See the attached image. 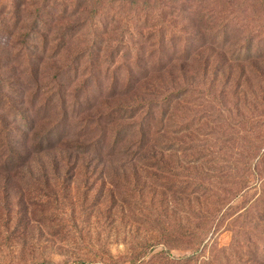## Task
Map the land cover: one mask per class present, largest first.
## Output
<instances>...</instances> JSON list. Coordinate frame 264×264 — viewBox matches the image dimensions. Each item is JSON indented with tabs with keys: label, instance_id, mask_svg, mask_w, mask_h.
<instances>
[{
	"label": "trees",
	"instance_id": "obj_1",
	"mask_svg": "<svg viewBox=\"0 0 264 264\" xmlns=\"http://www.w3.org/2000/svg\"><path fill=\"white\" fill-rule=\"evenodd\" d=\"M206 1L0 3V33L8 38L7 50L1 45L0 50L11 66L7 71L0 69V79L8 75L21 88L32 79L39 86L42 62L48 68L54 62L55 33L71 46L64 55L66 61L56 59L69 69L70 86L87 75L88 69L83 70L87 63L112 69L119 62L135 60L137 70H142L137 74L127 70V78L114 80L116 88L108 98L101 94L89 101L86 114L97 110L102 128L100 135H89L92 140L83 147L63 144V133L56 138L51 133L40 136L34 119L28 131L38 144L34 149L27 145L30 135L17 142L11 135L0 146V178L18 173L41 177L49 190L51 181L63 176L83 178V202L77 210L83 227L76 229L73 239L83 255H66L61 264H264V0H237L243 2L237 17L224 8V17L198 20L203 42L182 51L172 47L179 61L178 55L170 59L166 53L165 63L148 65L150 55L145 69L139 66L140 57L157 37L153 29L157 25H149L150 21L164 20L162 25L168 29L184 20L192 24L198 6ZM141 12L145 19L137 29ZM100 15L106 29L99 36L91 28ZM212 41L225 48L234 46L233 53H228L231 58L224 57L219 68L213 67L211 50L202 53ZM241 42L246 48L240 47ZM14 50L19 54L14 55ZM29 53L38 60L34 70ZM25 58L28 68L17 65ZM176 61L184 64L182 71L174 66ZM88 83L83 82V91ZM202 95L207 104L201 103ZM201 106L203 115L197 119ZM109 166L117 170L108 171ZM111 173L123 176L116 178L124 182L117 183V191L97 192L96 186L91 187L94 177L102 180ZM20 192L22 197L30 196ZM94 196V207L99 209L93 211L89 202ZM49 200L46 206L51 207L37 205L42 217L33 230L68 249L64 242L73 238L76 217L75 211L64 216L63 207L74 205L65 194L60 198L52 192ZM9 204L0 211L6 212ZM228 220L225 231L233 232L231 244L221 247L215 239L210 247L209 241ZM6 234L10 247L31 250L32 257L40 249L38 237L20 224ZM111 246H123V250L115 255ZM179 251L187 255H172Z\"/></svg>",
	"mask_w": 264,
	"mask_h": 264
},
{
	"label": "rangeland",
	"instance_id": "obj_2",
	"mask_svg": "<svg viewBox=\"0 0 264 264\" xmlns=\"http://www.w3.org/2000/svg\"><path fill=\"white\" fill-rule=\"evenodd\" d=\"M3 2L4 0H0L1 4ZM211 2H214L213 6L210 5ZM9 5L12 4L9 2ZM240 5H243V2L237 0H207L204 4L198 6V17L195 21H192V24L184 20L176 27L170 29L162 25L164 20L156 19L154 22L150 21L149 25L152 26L153 23L154 25H157L153 28L157 37H155L153 42L147 46L146 53L140 57L139 66L145 69L146 65L144 62H148L150 55L151 60L148 65L157 66L162 60L163 63H165L167 61V58L165 57L166 53L168 57L170 56V59L175 57V55H178L177 61H179L178 59L180 58V55L177 54L176 51H182L192 43H195V45L200 43L201 34L198 32L196 25L198 20L201 21L202 18H205L213 22L212 16L224 17L221 12L224 8L228 9L226 11H233V16L237 17ZM243 8L244 7H242L240 11H243ZM154 15L156 14H153V16ZM144 19L145 13L141 12L136 18L135 26L137 29L140 28ZM103 20V16H98L94 21L95 26L91 28V30H95L99 36L103 33V29H106V25H103ZM231 23L236 24V19L232 18ZM129 26H131L130 23ZM235 30L236 27L233 28V31ZM213 31L215 30H209V33ZM52 39L54 40V46L52 48L54 50L52 53L54 62L57 57L60 61H66L64 55L67 56L69 54L67 50L71 47L70 43L68 40L64 43V40L60 39V34L58 33L52 35ZM209 39H211V37ZM164 40L166 41V44H164ZM212 42L214 44L210 43L208 49L202 50V53H205V51L210 52L211 50L214 55L212 60V63H214L213 67L219 68L224 65H222V59L224 57L227 59L231 58V55H228V53H231V50L233 53L234 46L225 48V45L221 46L217 45L214 41ZM65 44H68V46L66 47ZM0 45L2 49H5L4 45L5 47L8 46V38L5 33H0ZM174 46L176 51L172 48ZM240 47L246 48L242 42ZM10 51L11 50H9V52ZM0 53L3 56V61L0 60V69L4 67V71H7L11 68V66L8 65V57L6 54L2 53L1 50ZM13 54H19L18 50H14ZM239 55H241V52ZM243 55H245V53ZM32 58L35 57L29 53V62L32 61V68L34 70L38 60H33ZM71 58H73V55H71ZM177 61L174 66L179 69V71H182L184 64ZM54 62L48 63L49 68L47 67L46 61L42 62L44 66H42L43 71L40 76L39 86L34 85L32 79H27L23 88L16 83L17 81L13 83V79L8 77V75H4V77L0 79V82H2L0 84V146L6 145L7 140H9L11 135L15 136L13 142L21 140L23 135H30L27 145L29 149H34L38 144L33 141V133L28 132L30 120L34 119L38 124L37 133L40 136L46 133H51V136L56 138L63 133L66 135L63 144L71 143L73 146L79 145L80 147H83L85 142L89 143V141L92 140L89 135L94 134L93 136L95 137L100 135L102 128L100 118L98 117L99 112L97 110L86 114L90 105L89 101L99 99L101 94H104V99L108 98L110 93L116 88V81L114 80H117L122 76L127 78L126 76L129 74L127 73V70H131L133 74L142 72V70H137V67H135V60L119 62V64L115 65L112 69L107 66H100L98 63H87L83 68V70L88 69L87 75L84 78L82 77L78 83L75 82L76 84L70 86L67 84L68 81L71 80L70 75L67 74L69 69H66L65 65L58 64V61ZM17 65H21L22 68H28L26 58L22 59ZM117 68H119V70H117ZM219 80L220 78L215 81L216 86H218ZM85 81H89V83L86 85V90L83 91V82ZM8 83L12 85L9 87ZM250 83H253V80H251ZM122 91L123 88H119L118 94ZM201 99L202 104H207V99L204 95L201 96ZM202 108L203 107L201 106L198 109L199 114L197 119L201 117L200 115H203V110H200ZM20 151L23 152L22 148ZM106 162H108V160H106ZM109 167L108 171L117 170L114 166ZM117 177L123 178L121 173H117V175L111 173V176L103 177L102 180L94 177L91 180V187L96 186L97 192L103 190H107L108 192L117 191V183L118 185L120 184L119 182L124 183L116 179ZM45 181L46 180L41 177L31 178L28 176H22L19 173L10 178L7 176H2L0 178V208L5 204L10 203V208H8L6 212L4 210L0 211V264H61L65 260V257H67L66 255H83V251L76 250V246L74 247L75 242L73 241L74 236L76 235V229L83 227V219L80 222L78 219L79 212L77 211L80 210L79 206L83 202V195H81L83 192V178H80L79 175L76 177L63 176L60 180L51 181L50 190L60 198H62L63 194L67 195L69 197V202H72L74 205V207H63L64 216L71 215L75 211L74 216L76 217V219L73 220V222L76 223L73 227L75 229H71L73 238L67 239V241L64 242L68 245V249L61 247L57 240L51 239L49 236V239H47V237L44 236V233L40 236L38 229L33 230L34 227L38 226L37 222L40 221V218L42 217L40 214L42 209L37 205L51 207L46 206L48 205V202H52L49 200L52 192H50L49 187L45 185ZM130 183H132V178L130 179ZM21 190L29 192L30 196H26L25 194V196L22 197ZM252 192L254 191H251L250 193ZM96 203L94 196L90 199L89 204H92L94 207ZM97 209H99V207L92 208L93 211ZM230 221L231 220H228L224 224L222 230L217 233L211 241L209 240L212 235L210 236L208 239L210 247L215 239H217V242L221 247H227L231 244L233 232L225 231V227ZM18 224L27 229V231L32 230L33 236H37L39 239L37 245L40 249L36 250V254L33 257L31 250L21 251L19 246L12 248L8 241H6L7 229L9 230V233H11ZM111 243L110 244L113 245L114 242ZM111 247L113 254L115 255H118V252L123 250V246ZM159 250L160 249L157 251ZM207 254L208 250L206 251V256H208ZM172 255L180 257L187 255V252H173Z\"/></svg>",
	"mask_w": 264,
	"mask_h": 264
}]
</instances>
